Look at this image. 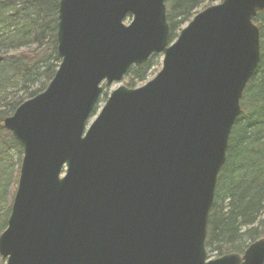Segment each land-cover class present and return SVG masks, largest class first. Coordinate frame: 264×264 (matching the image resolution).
Returning a JSON list of instances; mask_svg holds the SVG:
<instances>
[{"label":"water","instance_id":"obj_1","mask_svg":"<svg viewBox=\"0 0 264 264\" xmlns=\"http://www.w3.org/2000/svg\"><path fill=\"white\" fill-rule=\"evenodd\" d=\"M264 0H222L171 42L165 0H59L58 70L3 126L22 149L5 264H264V238L207 259ZM129 23L125 24V19ZM162 54L157 75L102 93ZM2 58L0 57V62Z\"/></svg>","mask_w":264,"mask_h":264},{"label":"trees","instance_id":"obj_2","mask_svg":"<svg viewBox=\"0 0 264 264\" xmlns=\"http://www.w3.org/2000/svg\"><path fill=\"white\" fill-rule=\"evenodd\" d=\"M58 1L0 0L3 58L0 63V235L7 227L22 158V150L2 123L22 102L41 93L58 67L55 40ZM220 1L166 0L171 38L195 14ZM253 23L260 33L261 61L244 90L241 114L231 130L226 162L208 220L207 253L218 257L240 255L249 244L264 238V12L258 13ZM31 46L40 54L35 50L17 52ZM151 64L149 61L130 68L125 75V86L135 88L143 83ZM42 76L46 82H39L33 88ZM12 153L16 156L15 173L8 158Z\"/></svg>","mask_w":264,"mask_h":264},{"label":"rangeland","instance_id":"obj_3","mask_svg":"<svg viewBox=\"0 0 264 264\" xmlns=\"http://www.w3.org/2000/svg\"><path fill=\"white\" fill-rule=\"evenodd\" d=\"M33 50H35L36 51V54H40L39 53V51H37V49L35 48V46H31V47H29L28 49L27 48H23V49H20V50H18L17 52H27V53H29V52H31V51H33ZM13 53H10L9 55H12ZM44 61H46V63H47V58H45V60ZM43 61V62H44ZM161 61H162V57H161V55H158V56H155V57H152L151 59H150V62L152 63L151 65V68H150V70H148L147 72H146V74H145V81L143 82V83H138L137 84V86L136 87H139V86H142V85H144L145 83H147L148 81H150V80H152L156 75H157V73L160 71V69H161ZM39 79V78H38ZM125 79V78H124ZM122 80L121 81V83H119V84H113V85H111V86H109L108 88H104V90H103V92H102V95H101V98H100V100H99V103H98V107H97V109H96V113H95V115L99 112V110L102 108V106L104 105V103H105V101H106V99L108 98V96H109V94L113 91V90H115L116 88H118L119 86H121V85H123V86H125V84H126V82H125V80ZM39 82H41V83H44V82H46L45 81V79H44V76H42L40 79H39V81H38V83L37 84H35V86L33 87V88H35V87H38L39 85L38 84H40ZM33 88H31V89H33ZM22 157V156H21ZM8 158L10 159V164H11V170L13 171L14 170V173H15V170H16V168H17V166H16V156L12 153V154H9V156H8ZM9 196H10V189H9V192L7 193V198H6V202H5V205H6V208H7V201H8V199H9ZM5 208V209H6ZM218 256H216L215 254H212V255H209L208 254V258L209 259H213V258H217ZM1 263H3V262H1ZM4 264V263H3Z\"/></svg>","mask_w":264,"mask_h":264}]
</instances>
